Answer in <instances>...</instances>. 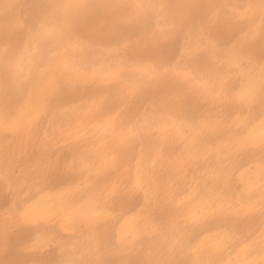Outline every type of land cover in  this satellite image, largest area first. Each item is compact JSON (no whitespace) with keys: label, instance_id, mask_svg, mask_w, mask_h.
I'll return each instance as SVG.
<instances>
[{"label":"bare ground","instance_id":"bare-ground-1","mask_svg":"<svg viewBox=\"0 0 264 264\" xmlns=\"http://www.w3.org/2000/svg\"><path fill=\"white\" fill-rule=\"evenodd\" d=\"M262 69V0H0V264H264Z\"/></svg>","mask_w":264,"mask_h":264},{"label":"snow or ice","instance_id":"snow-or-ice-1","mask_svg":"<svg viewBox=\"0 0 264 264\" xmlns=\"http://www.w3.org/2000/svg\"><path fill=\"white\" fill-rule=\"evenodd\" d=\"M262 5H264V0H262ZM137 7H140L137 5ZM147 7L151 8L152 5H148ZM51 27L49 21H44L41 23V29L47 30ZM62 35L64 38L72 41L75 39L73 36L72 30L70 26L65 22L64 27L62 28ZM125 47L127 45H124ZM153 79L156 78H162L167 72L168 67L163 64H153ZM264 70V69H262ZM180 104L179 98L175 99V105L178 107ZM157 127V118L156 115H146L143 119L138 121L135 125L128 128V137L130 140H135L139 138L143 134H147L149 132H152ZM261 211H262V218H264V197H262L261 200ZM179 246L181 250L184 251H190L193 248V245L190 240H187L186 238L179 242ZM63 264H103L100 260H94V261H86L82 259H66ZM166 264H199V262L192 261V260H185V261H169L166 262Z\"/></svg>","mask_w":264,"mask_h":264}]
</instances>
